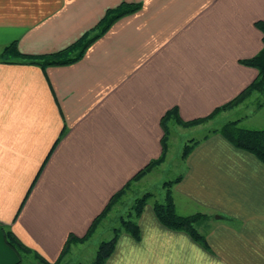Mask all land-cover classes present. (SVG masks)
Segmentation results:
<instances>
[{
    "label": "crops",
    "instance_id": "0c3cea01",
    "mask_svg": "<svg viewBox=\"0 0 264 264\" xmlns=\"http://www.w3.org/2000/svg\"><path fill=\"white\" fill-rule=\"evenodd\" d=\"M120 4L138 10L77 62L43 68L2 58L11 43L46 56L97 35ZM260 21L264 0H0V264H56L68 237H83L132 177L166 150L167 161L168 111L184 122L205 118L245 91L257 71L242 61L263 48ZM236 105L230 112L252 106L264 124V96ZM216 131L181 159L172 187L180 216L205 215L196 227L206 248L146 205L139 239L122 232L104 264H264V165Z\"/></svg>",
    "mask_w": 264,
    "mask_h": 264
},
{
    "label": "trees",
    "instance_id": "16d2710c",
    "mask_svg": "<svg viewBox=\"0 0 264 264\" xmlns=\"http://www.w3.org/2000/svg\"><path fill=\"white\" fill-rule=\"evenodd\" d=\"M138 10L137 5H126L120 4L115 9L109 10L106 16L101 20L99 27L100 32L97 35H91L90 33L83 35L78 41H76L70 47L59 51L54 54L46 56H29L22 55L18 52L16 43H11L9 46L5 47L2 52V58L8 62L21 63L20 60H27L29 64H33L39 67L46 68L48 66H63L72 64L80 60L88 45L101 37L104 31L116 20L120 19L122 16L133 13ZM256 27L262 33V44L263 48L251 59L242 61L245 66L251 67L257 71V77L251 83V85L243 91L236 99L229 102L222 107L215 109L209 116L201 119H196L188 122H184L178 116L176 109L168 111L161 120L162 126L165 128L166 137L169 135L168 125L170 123H176L181 127L189 128L208 120L213 119L220 112L229 109L230 107L236 105L238 102L244 100L252 93H258L264 96V22H257ZM88 37V38H87ZM20 59V60H19ZM217 132V131H215ZM230 144L235 148L252 154L264 165V130H249L239 127L238 121H230L224 124L218 131ZM197 142L189 141L183 148L181 159L188 156L191 150L194 148ZM164 150L167 148L163 144ZM166 152L164 151L161 156L155 160L151 161L144 169L140 170L130 181L122 187L115 195L112 196L107 206L104 208L102 213L97 216L92 222L86 234L77 238L73 235L68 237L64 249L60 254V258L57 263L65 256L66 252L70 249L72 244L84 243L89 240L94 232L97 230L102 220L110 213L111 209L117 205V203L127 194L131 189V186L140 181L145 175H147L154 167L161 164L165 159ZM181 181V177H177L170 182H165L163 188L165 189L164 201L162 203L154 202L152 205L153 212L158 220V222L172 231L184 232L189 235L196 243L206 248L205 238L197 230V223L205 218L204 214L196 213L190 216H180L176 213L175 205L172 195V187ZM150 194H146L141 198L137 199L130 211L127 218L119 219L120 226L117 229H113V237L111 240L102 242L99 244L96 255L92 264H104L105 261L111 256L114 251L115 244L119 235L124 232L129 234L134 239H139L140 231L137 224V218L141 215L147 202L151 199ZM134 216L136 221L130 218ZM11 235H6V244L17 250V244L14 243L13 237Z\"/></svg>",
    "mask_w": 264,
    "mask_h": 264
},
{
    "label": "rangeland",
    "instance_id": "374dc122",
    "mask_svg": "<svg viewBox=\"0 0 264 264\" xmlns=\"http://www.w3.org/2000/svg\"><path fill=\"white\" fill-rule=\"evenodd\" d=\"M251 104L253 105V103ZM236 106L237 105H234L229 109L222 111L224 112L223 114L220 112L218 114L219 116L216 115L214 117V119L218 117L217 120H214L208 125L205 124L208 123L209 120L189 128L181 127L173 122L170 123L169 127L171 129V133L169 137V156L167 161L166 156L168 150H166L164 161L154 167L148 173L150 175L146 179L141 182L137 181V185L134 183L127 194L123 196L117 205L111 209L110 213L102 220L101 224L99 225H102L99 231L84 243L72 244L70 249L66 252L65 256L59 261L58 264H92L99 244L112 239L113 229H117L120 226L119 219L127 218L126 216L128 215L130 208L137 199L146 194H150L152 197L147 202L149 207H152L154 202L162 203L164 201L165 195V189L163 188L164 183L174 180L182 173L181 154L184 146L189 141L193 140L194 142H197L204 135H208L211 131L220 129L228 121L238 118L237 116H245L244 114L249 116L248 120L239 123V127H246L249 128V130L264 129V124H259L258 120L254 121L255 116L253 115L252 106L239 112H230V110L234 109ZM251 123H253L252 126H250ZM256 126H259L262 129L255 128ZM172 197L176 213L178 215L186 214V212L183 210L184 203L181 201V199L177 195H173ZM213 218L216 219L219 218V216L215 215ZM130 219L136 221L134 216H132ZM32 262L33 260L31 263Z\"/></svg>",
    "mask_w": 264,
    "mask_h": 264
}]
</instances>
